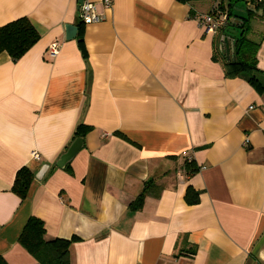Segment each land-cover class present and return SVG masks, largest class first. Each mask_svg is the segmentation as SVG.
I'll list each match as a JSON object with an SVG mask.
<instances>
[{"label":"crops","instance_id":"1","mask_svg":"<svg viewBox=\"0 0 264 264\" xmlns=\"http://www.w3.org/2000/svg\"><path fill=\"white\" fill-rule=\"evenodd\" d=\"M94 1L81 44L66 37L79 0H0V26L28 16L41 34L17 61L0 53V255L40 264L19 242L36 216L46 239L77 236L71 264H264V86L226 76L219 46L253 0H220L233 15L216 33L201 16L218 0ZM260 17L246 35L264 85ZM79 124L84 145L58 167Z\"/></svg>","mask_w":264,"mask_h":264},{"label":"trees","instance_id":"2","mask_svg":"<svg viewBox=\"0 0 264 264\" xmlns=\"http://www.w3.org/2000/svg\"><path fill=\"white\" fill-rule=\"evenodd\" d=\"M229 16L233 15L230 6H221ZM256 16L264 18V1L260 4L248 6L247 16L240 17L242 23H233L237 30L234 51L230 59L222 56V62L225 68L226 76L236 77L244 76L254 84L264 86L260 79V69L258 68V49L259 43L247 37L249 31V21ZM239 17V16H237ZM83 20L78 23L79 41L83 44V37L80 35L83 29ZM41 34L33 21L28 16H21L0 26V53L8 52L14 61L23 57L40 39ZM221 51V50H220ZM223 53V52H222ZM90 126L79 124L74 139L79 136H85ZM69 167V163L66 165ZM35 173L28 166H23L16 174L12 190L22 199L28 197ZM194 194V195H193ZM146 195L144 190L133 202L132 207L138 208L143 204ZM186 199L189 204L198 203L199 193L188 188ZM45 223L41 218L30 216L25 224L20 236L19 242L39 261L40 264H71V245L77 240V236L72 238L56 237L46 239ZM0 264H9L7 260L0 255Z\"/></svg>","mask_w":264,"mask_h":264},{"label":"built area","instance_id":"3","mask_svg":"<svg viewBox=\"0 0 264 264\" xmlns=\"http://www.w3.org/2000/svg\"><path fill=\"white\" fill-rule=\"evenodd\" d=\"M105 6H111L112 0H101ZM264 0H253L254 4H260ZM222 4L218 0L210 12L201 16L202 23L206 32L216 33L220 30H224L230 21L229 14L221 8ZM79 18L84 23H93L101 21L103 16L100 14L98 4L94 0H83V3L79 6ZM61 41H53L48 48L51 57H56L60 52ZM32 156L35 159H41V154L38 151H33Z\"/></svg>","mask_w":264,"mask_h":264},{"label":"water","instance_id":"4","mask_svg":"<svg viewBox=\"0 0 264 264\" xmlns=\"http://www.w3.org/2000/svg\"><path fill=\"white\" fill-rule=\"evenodd\" d=\"M79 3L82 4L83 0H79ZM236 23H242V19H236ZM79 27L75 24H67L66 25V37L67 39H72L77 36ZM227 32L223 34L220 38V50L221 52H225L228 59L232 57L233 51H234V42L235 39L232 35H236L238 33V30L236 28L230 27L226 30ZM84 145V138L83 137H77L69 146L66 152H64L60 158L57 160L56 165L58 167H65L79 152V150ZM47 167V165L45 166ZM44 171V169L42 170Z\"/></svg>","mask_w":264,"mask_h":264},{"label":"rangeland","instance_id":"5","mask_svg":"<svg viewBox=\"0 0 264 264\" xmlns=\"http://www.w3.org/2000/svg\"><path fill=\"white\" fill-rule=\"evenodd\" d=\"M241 2H242V1H241ZM241 2H240V3H241ZM237 7H238V6H237ZM243 7H245V9H246V7H247V6H246V2H244V6H243ZM247 9H248V7H247ZM246 13H247V11H246ZM260 18H263V16L260 17ZM263 19H264V18H263Z\"/></svg>","mask_w":264,"mask_h":264}]
</instances>
